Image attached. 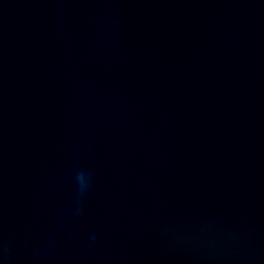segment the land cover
<instances>
[{
    "label": "water",
    "instance_id": "obj_1",
    "mask_svg": "<svg viewBox=\"0 0 264 264\" xmlns=\"http://www.w3.org/2000/svg\"><path fill=\"white\" fill-rule=\"evenodd\" d=\"M0 264H264V0H0Z\"/></svg>",
    "mask_w": 264,
    "mask_h": 264
}]
</instances>
